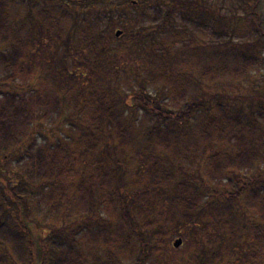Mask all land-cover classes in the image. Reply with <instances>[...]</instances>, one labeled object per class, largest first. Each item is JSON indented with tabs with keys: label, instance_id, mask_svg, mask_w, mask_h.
Instances as JSON below:
<instances>
[{
	"label": "trees",
	"instance_id": "16d2710c",
	"mask_svg": "<svg viewBox=\"0 0 264 264\" xmlns=\"http://www.w3.org/2000/svg\"><path fill=\"white\" fill-rule=\"evenodd\" d=\"M101 1L0 0V64L5 71L0 85L21 90L25 80L33 78L27 45L35 41L37 52L42 45L51 49L43 76L55 84L62 82L55 97L31 86L0 95V264H85L89 260L84 242L87 236L92 255L99 248L107 252L108 260L102 264L133 256L134 264H156L152 258L162 244L165 222L148 213L147 199L158 187H169L170 177L157 152L168 150L175 139L182 144L188 139L195 143V152L186 150L180 155V162L194 157L189 167L193 178L203 182L206 176L207 188L233 189L230 196L239 200L240 208L237 211L233 204L205 197L192 183L195 181L184 180L175 188L176 205L188 216L219 221L224 236L236 243L246 238L250 251L242 264H264V103L257 116L249 117L229 103L207 98L208 93L188 89L191 76L185 74V67L169 68L171 41L178 31L185 34L188 30L180 22L183 29L176 30L173 25L174 10L183 7L180 1L153 0L157 5L147 12L146 4L153 2L122 0L124 5L141 10L133 19L132 30L127 29L128 22L121 21L123 17L116 16V11L123 9L119 2L103 9ZM23 9V15L17 12ZM115 19L127 38L113 49L110 27ZM225 26L221 33L214 30L216 41L227 38ZM236 46L218 45L202 63L204 45H195L191 47L194 52L187 53L188 69L196 66L200 82L218 80L222 85L235 84L233 91L238 90L242 81L250 78L249 66L255 58ZM112 51L126 56L116 60ZM126 57L132 62H125ZM141 62L148 64L139 69ZM102 69L114 79L123 70L124 84L135 85L134 94L140 100L131 108L142 105L153 120L142 133L152 147L150 152L144 150L150 166L133 178L127 197L128 183L123 175H117L114 166L102 159L108 135L103 133L105 129L118 133L119 145L113 147L118 152L137 143V130L142 132L145 120L121 117L120 107L115 108L111 91L104 86L112 76L100 73L93 78V73ZM189 91L192 99H187ZM260 96L264 99V94ZM171 99L177 103L173 107ZM55 111L67 112L69 137L39 142L35 127L52 119ZM228 135L258 143L231 153L212 150L217 136L223 139ZM85 152L95 156L93 168L77 180L75 165L83 154L87 157ZM255 218L258 221H253ZM83 222L85 226L98 223V228L87 226L85 230ZM219 253L204 248L173 264H221ZM91 262L101 264L94 256Z\"/></svg>",
	"mask_w": 264,
	"mask_h": 264
},
{
	"label": "rangeland",
	"instance_id": "374dc122",
	"mask_svg": "<svg viewBox=\"0 0 264 264\" xmlns=\"http://www.w3.org/2000/svg\"><path fill=\"white\" fill-rule=\"evenodd\" d=\"M147 1L153 2V0H145L144 3ZM177 1H180L181 4H183V7H176L174 10L172 18L174 21L173 25L175 29L178 30L180 27L183 29L182 24H185L188 30L185 34L178 31V36L182 38L179 39L178 36H175L177 38L172 39L169 47V52L171 53L170 58H172L169 59V63H172V65L169 68L185 67L187 69L185 74L191 76V80L189 82L190 87L188 89H195L199 94L208 93V95L212 97L206 96L207 98H217L223 103H229V105L235 107L237 110L247 113L249 117L257 116L264 103V99L260 96L264 94V62H262V59H264V0ZM117 2L120 3V7L123 9H118L116 11V16L123 17L121 20L122 22H128L126 23L127 29H134L135 25L133 19L141 13V10H137V8H130L126 6V4L124 5V1L122 0H103L100 2L99 7L104 9L107 8L109 4H115ZM167 3H172V1H168ZM185 3L187 5H185ZM196 3L197 5H193ZM146 5V11L151 12V9L157 4L153 2ZM10 8L12 12H14V9L12 7ZM179 9L183 13H181ZM162 10L166 11V9ZM17 12L23 15L25 11L23 9L17 10ZM190 21L191 23H189ZM179 22L182 24L180 25ZM200 23L201 26L197 25ZM224 23L226 25L224 27V31H227L228 36L221 41H216L214 37V30L215 32L217 31V33H221ZM110 30L113 37L110 42L114 49L118 46V42H122L125 38H127V36L123 35L120 38L115 37V32L117 30L124 31L117 19L114 20ZM30 43L31 42H28L27 45V50L30 52V58L28 61L29 66L32 67L34 71V74L32 79L25 80L26 86L21 87V90L25 91V87L31 86L34 87V89H44V93L55 97L60 94L59 84L62 82L58 81L59 84L49 82V80L43 76L44 73L42 71L46 67L47 59L50 58L49 55L51 54V49L49 46L44 47L45 45H42L38 48L39 52H37V47H35V45L38 41H35L33 45H30ZM201 43L204 45V55L200 58L202 63L208 61L206 55L210 54L211 52L209 51L218 47V45H220L221 48H227L233 44L237 45L236 47H243L245 52H247L248 57L251 55L252 58H255L254 62L249 66L251 71L249 74L250 78L244 82L242 81L241 86H239L238 90L235 91H233L235 84H231V86L222 85L218 80L200 82L196 66L188 69L189 62L186 61V58L188 57V52H194L191 47ZM123 54L124 53L122 52L116 53L114 51L110 53V55L116 60H121V58L126 56H121ZM231 57L240 59L239 55L233 53H231ZM128 60L132 62L131 59L126 57L125 62H128ZM145 60L147 61L148 58ZM72 61L73 60L71 59L69 60L68 67L71 65ZM146 64H148V62H141V67L138 68L140 69ZM100 73L112 76L109 71H104L102 69L93 73V78H96L97 75H100ZM4 74L5 71L0 64V76H3ZM115 77V79L113 76L108 77L110 81L105 83L104 86L111 91V100L115 104V108L117 109L120 107L121 117L132 121L145 120V127L142 132L137 130V133H139L137 143H134L127 148H123L118 152L113 148L114 145H119L120 140L118 138V133L113 132L112 129L109 132L105 129V133H103V135H108L103 144L104 150L102 153L105 158H102V156L101 158L103 161L114 166L117 175H123L125 181L128 183L127 188L124 191V196L127 197L129 194L128 189L131 187L130 184L134 181L133 178H137V176L141 174L143 168L150 166L149 156L144 150H146V148L152 149V147H150L148 137L142 133L152 125L153 120L147 117L148 114H146L142 105L141 108H131L132 105L134 106L137 101L140 102V100L136 99V93L134 94V90H137V87L133 85L134 88H130V86L124 84L125 74L123 70L119 76ZM81 84L85 85V82H81ZM78 87L82 88L80 85H78ZM21 90L15 85H0V95L6 92H20ZM191 92L192 91H189L186 94L187 99H192ZM170 101L171 107L177 104L172 99ZM125 102H128V104L126 105ZM59 113V111H55L52 119H49L47 122L41 123L35 127L34 132L37 134L39 142H43L44 140L54 142L61 137H69V132L66 127L67 121L65 120L68 116L67 112L63 114ZM220 139L221 137L217 136L215 141L212 142V150L223 149L226 152L231 153L245 148L248 143H258L249 137L239 135L237 137L234 135H228L223 139ZM201 141L202 140H199L197 143H200ZM193 144L195 143L190 144L189 139L187 141H183V144L175 139L168 150L161 148L157 152V155H159V158L166 169L165 172H167L170 177V182H168L169 187H158L155 191H152L147 199L148 213L165 222V232L162 244L157 250L156 256L152 258V260H154L156 264H173L176 260H185V258H188L193 252H201L204 248H210L212 251L213 249H218L220 251L218 257L221 264H242L244 258L250 251V243H248L246 238H244V242L239 243L226 238L220 228L219 221L213 222L201 220V218H197V215L188 216L187 211L178 207L174 201L175 188L179 185V183H181V181H195V183H192L200 192H202L203 196L214 197L217 201H224L233 204L232 206L237 211L240 208L239 200L230 196V193L234 192L233 189L228 187L220 188L217 187V185H210V187L207 188L204 183H208L206 176L203 182L193 178L194 176L190 170L191 168L189 167L192 165V161L190 162V160L194 157H191L190 160L182 159L180 162L181 152L189 150V152L193 153L196 151L194 146H192ZM259 144L263 145L260 141ZM85 153L87 154V157L83 154L79 163L75 165L74 172L78 178L77 180L80 179V174L82 172L93 168L92 164L95 156L91 152L89 153V156L88 152ZM113 158H115L116 163L113 162ZM133 194L135 197L137 196V188ZM247 215L249 216L248 213ZM109 220L113 226L115 221L111 217ZM253 221H258V218L253 219ZM80 224L85 230L87 226L91 229L98 228V223H89L86 226L84 225V222ZM89 237L90 236H87V239H84L88 249L85 253L89 254V260L85 264H92L91 260L93 256L97 258L101 264L103 262L106 263L105 261L108 260V255L102 248L95 249V252L92 255V249H89L92 244ZM177 239H181L183 241L182 246L179 248L173 247V243ZM226 249H229L228 253L230 252L228 258H226V256H228V253H225ZM136 254L137 248L135 250V255ZM134 262L135 256L128 258V260H125L124 258H117L114 263L134 264Z\"/></svg>",
	"mask_w": 264,
	"mask_h": 264
},
{
	"label": "water",
	"instance_id": "95a60500",
	"mask_svg": "<svg viewBox=\"0 0 264 264\" xmlns=\"http://www.w3.org/2000/svg\"><path fill=\"white\" fill-rule=\"evenodd\" d=\"M122 35H123V31H121V30H117V31L115 32V37H117V38L121 37ZM181 245H182V240H181V239H177V240H175L174 243H173V246H174L175 248H179Z\"/></svg>",
	"mask_w": 264,
	"mask_h": 264
}]
</instances>
